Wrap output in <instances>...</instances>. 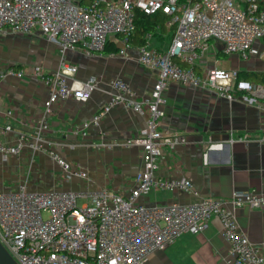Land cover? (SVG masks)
Returning <instances> with one entry per match:
<instances>
[{
    "label": "built area",
    "instance_id": "1",
    "mask_svg": "<svg viewBox=\"0 0 264 264\" xmlns=\"http://www.w3.org/2000/svg\"><path fill=\"white\" fill-rule=\"evenodd\" d=\"M168 16L175 26L172 40L164 50L148 43L137 47V62L156 73L149 94L138 98L123 77L110 80V98L81 124L85 133L97 127L115 106H124L147 116V122L123 145L141 148L142 168L130 187L101 189H29L21 182L12 190L0 189V242L17 264H144L154 251L164 249L186 232H198L212 217L221 224V234L230 246L233 264H264L260 247L250 242L239 228L234 211L241 206L264 208V194L255 190H235L229 198L201 197L191 203H144L141 198L152 192H190L187 177L165 178L157 174L159 158L165 147L183 141L176 134L159 128L163 116V90L169 82L194 88L214 89L232 100L237 93L260 101V131L264 133V83L239 78L238 70L218 66L198 74L193 64L207 52L210 41L221 44L227 54L247 60L264 52V0H245L243 7L234 0H0V35L31 34L38 30L54 43L61 54L58 69L49 74L40 65L31 72L51 91L44 101V113L53 103L70 97L87 100L99 85L90 76L84 81L69 80L77 67L63 57L68 51L92 56L101 52L112 37L121 42L119 53L129 48L135 31V10ZM113 55V54H111ZM188 64L181 67L175 60ZM23 68L0 67L5 75L21 78ZM8 114H10L8 112ZM42 120L33 133L17 132L16 143L0 140L2 161L19 154L23 148L43 151L61 168L64 180L85 179V169L46 148ZM13 131L10 125L2 133ZM250 134L231 141L245 144ZM111 148L112 143H103Z\"/></svg>",
    "mask_w": 264,
    "mask_h": 264
},
{
    "label": "crops",
    "instance_id": "2",
    "mask_svg": "<svg viewBox=\"0 0 264 264\" xmlns=\"http://www.w3.org/2000/svg\"><path fill=\"white\" fill-rule=\"evenodd\" d=\"M234 1L241 7L245 5V0ZM171 26L166 22L149 34L148 43L157 49H166L174 33ZM3 37L10 40L17 37L16 46L25 53L7 55L5 46H0V67L23 68L26 73L21 78L5 75L0 79V140L14 144L17 132L33 133L44 119L48 125L43 131L46 148L85 169L88 180H64L60 166L48 153L23 148L7 161H2L0 156V189L12 190L21 182L35 190L130 187L136 172L142 168V152L139 146L123 143L145 126L147 116L119 105L102 117L99 126L90 127L85 133L81 131V124L110 98L113 89L109 82L117 76L131 84L138 98L149 94L156 73L137 62L138 46L129 44L121 55L118 51L121 42L112 37L106 48L92 56L80 51L66 52L64 59L77 67L69 80L84 81L94 76L99 85L87 100L72 97L59 100L45 114L44 101L51 85L35 76L31 68L40 65L45 73L55 72L61 59L60 52H55L57 46L38 30L31 34H1L0 38ZM113 47L117 48L116 52ZM34 48L36 53L29 56ZM212 66L236 69L239 78L258 83L261 81L248 73L264 72V52L245 60L237 54L225 53L219 42L211 40L209 49L196 60L193 69L202 75ZM162 94L163 116L158 122L159 128L178 135L183 141L164 148L157 174L165 178L187 177L193 189L152 192L142 197V202L167 204L191 203L201 197L226 199L235 190L264 194V133L260 131L262 114L257 98L237 93L232 100H227L214 89L176 82H169ZM6 125L13 131L2 133ZM244 134H250L253 139L246 144L231 141ZM103 143H112V147L106 148ZM234 213L239 228L264 254V208L241 206ZM144 264H233V257L221 234L219 219L212 217L203 230L179 235L172 244L151 253Z\"/></svg>",
    "mask_w": 264,
    "mask_h": 264
},
{
    "label": "trees",
    "instance_id": "3",
    "mask_svg": "<svg viewBox=\"0 0 264 264\" xmlns=\"http://www.w3.org/2000/svg\"><path fill=\"white\" fill-rule=\"evenodd\" d=\"M183 1V0H179ZM168 20V16L162 12H158L154 15H149L143 13L141 10H135V31L133 36L129 39V44L133 46H140L147 43L146 35L154 33L156 29L162 28L163 25ZM175 30V26H171ZM109 45V44H108ZM107 46V45H106ZM106 48V47H105ZM114 52L117 51L116 47L111 48ZM181 67H188V64L183 61L176 59L175 60ZM249 76H254L259 79L261 82H264V72H249Z\"/></svg>",
    "mask_w": 264,
    "mask_h": 264
},
{
    "label": "rangeland",
    "instance_id": "4",
    "mask_svg": "<svg viewBox=\"0 0 264 264\" xmlns=\"http://www.w3.org/2000/svg\"><path fill=\"white\" fill-rule=\"evenodd\" d=\"M0 41L2 42V44H0V46H3V45L5 46V49H6V52L5 53L7 55H12V56H23L24 55V53H25V52H23L24 49L23 48L21 49V48H19V46H16V42L15 41H17V37H14L12 40L3 37V38H0ZM44 41H41V42H44ZM45 43L47 44L46 41H45ZM54 48H55V52L58 54L59 50H57V47H54ZM35 53H36V48H34L31 51H29V54L28 55L29 56H33ZM221 59L224 60L223 57ZM0 63H1V61H0ZM229 63H230V61H229Z\"/></svg>",
    "mask_w": 264,
    "mask_h": 264
},
{
    "label": "water",
    "instance_id": "5",
    "mask_svg": "<svg viewBox=\"0 0 264 264\" xmlns=\"http://www.w3.org/2000/svg\"><path fill=\"white\" fill-rule=\"evenodd\" d=\"M0 264H17L15 259L11 256L8 250L0 242Z\"/></svg>",
    "mask_w": 264,
    "mask_h": 264
}]
</instances>
